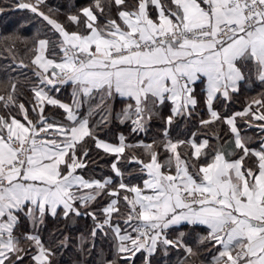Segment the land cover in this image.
I'll list each match as a JSON object with an SVG mask.
<instances>
[{"label": "snow or ice", "instance_id": "1", "mask_svg": "<svg viewBox=\"0 0 264 264\" xmlns=\"http://www.w3.org/2000/svg\"><path fill=\"white\" fill-rule=\"evenodd\" d=\"M9 12L0 264H264V0Z\"/></svg>", "mask_w": 264, "mask_h": 264}, {"label": "trees", "instance_id": "2", "mask_svg": "<svg viewBox=\"0 0 264 264\" xmlns=\"http://www.w3.org/2000/svg\"><path fill=\"white\" fill-rule=\"evenodd\" d=\"M53 3H59L60 0H52ZM25 14L24 13H12L9 12L7 15H5L3 18H0V31L4 30H11L14 28L20 20L24 18ZM7 26V28H5ZM68 90H65V95H67ZM234 109H239L240 108V101H236L233 105ZM184 130V129H181ZM51 227V225H50Z\"/></svg>", "mask_w": 264, "mask_h": 264}]
</instances>
